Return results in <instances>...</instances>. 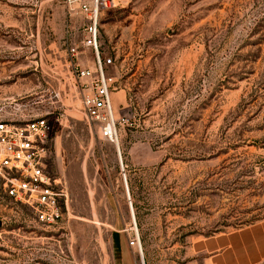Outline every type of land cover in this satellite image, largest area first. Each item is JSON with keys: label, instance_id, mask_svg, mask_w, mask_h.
Wrapping results in <instances>:
<instances>
[{"label": "rangeland", "instance_id": "rangeland-1", "mask_svg": "<svg viewBox=\"0 0 264 264\" xmlns=\"http://www.w3.org/2000/svg\"><path fill=\"white\" fill-rule=\"evenodd\" d=\"M115 2L98 29L113 109L131 115L117 149L53 94L81 17L0 0V120L64 114L48 167L69 197L44 225L0 192V264H119V239L133 264H192L193 240L264 220V0Z\"/></svg>", "mask_w": 264, "mask_h": 264}, {"label": "built area", "instance_id": "built-area-1", "mask_svg": "<svg viewBox=\"0 0 264 264\" xmlns=\"http://www.w3.org/2000/svg\"><path fill=\"white\" fill-rule=\"evenodd\" d=\"M63 2L69 16L75 13L81 17L82 23L77 27L81 38L78 45L69 46L63 88L54 90L53 94L61 106H64L63 100H69L71 104L67 108L80 111L97 126L104 140L117 144L118 127L128 124L131 115L125 108L116 112L113 109V78L107 74V68L113 65V58L100 53L98 29L100 13L116 7L117 3L115 0ZM73 29L72 25H67L68 38ZM87 48L93 56L94 70L78 62L81 56L87 57L82 51ZM52 114V110H47L42 115H28L19 120H0V192L29 209L36 222L44 225L59 221L64 211L68 210L69 202L63 178L52 175L48 167L54 123L60 125L64 116L50 117ZM123 181L125 183V174ZM129 244L140 252L135 231Z\"/></svg>", "mask_w": 264, "mask_h": 264}, {"label": "crops", "instance_id": "crops-1", "mask_svg": "<svg viewBox=\"0 0 264 264\" xmlns=\"http://www.w3.org/2000/svg\"><path fill=\"white\" fill-rule=\"evenodd\" d=\"M119 264H133L118 240ZM192 264H261L264 262V220L212 236L197 238L190 245Z\"/></svg>", "mask_w": 264, "mask_h": 264}, {"label": "bare ground", "instance_id": "bare-ground-1", "mask_svg": "<svg viewBox=\"0 0 264 264\" xmlns=\"http://www.w3.org/2000/svg\"><path fill=\"white\" fill-rule=\"evenodd\" d=\"M118 145H119V142H118L117 144H115V146H116V149L118 148ZM125 181H126V179H125ZM124 188H125V192H126V194L128 195V192H127V187H126V182L124 183ZM128 196H129V195H128ZM129 199H130V196H129ZM130 208H131V204H130ZM135 233H136V232H135ZM139 255H140V257H141V248H140ZM141 263L143 264V261H142V259H141Z\"/></svg>", "mask_w": 264, "mask_h": 264}, {"label": "trees", "instance_id": "trees-1", "mask_svg": "<svg viewBox=\"0 0 264 264\" xmlns=\"http://www.w3.org/2000/svg\"><path fill=\"white\" fill-rule=\"evenodd\" d=\"M130 194V193H129Z\"/></svg>", "mask_w": 264, "mask_h": 264}]
</instances>
